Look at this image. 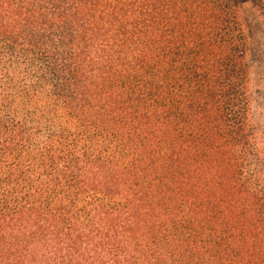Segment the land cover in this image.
Masks as SVG:
<instances>
[{
	"label": "trees",
	"instance_id": "1",
	"mask_svg": "<svg viewBox=\"0 0 264 264\" xmlns=\"http://www.w3.org/2000/svg\"><path fill=\"white\" fill-rule=\"evenodd\" d=\"M248 0H0V264H264Z\"/></svg>",
	"mask_w": 264,
	"mask_h": 264
},
{
	"label": "rangeland",
	"instance_id": "2",
	"mask_svg": "<svg viewBox=\"0 0 264 264\" xmlns=\"http://www.w3.org/2000/svg\"><path fill=\"white\" fill-rule=\"evenodd\" d=\"M246 12L254 26L249 46L250 58L253 60L250 80L253 95L251 119L259 129L258 147L264 157V0H248Z\"/></svg>",
	"mask_w": 264,
	"mask_h": 264
}]
</instances>
